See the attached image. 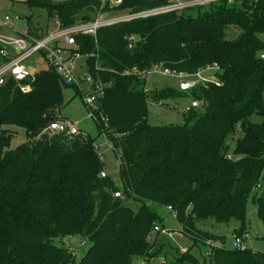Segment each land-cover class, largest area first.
Here are the masks:
<instances>
[{
    "label": "trees",
    "instance_id": "16d2710c",
    "mask_svg": "<svg viewBox=\"0 0 264 264\" xmlns=\"http://www.w3.org/2000/svg\"><path fill=\"white\" fill-rule=\"evenodd\" d=\"M168 1L123 0L116 9L99 0L25 3L47 9L59 29H69L100 13H136ZM206 8L119 22L100 28L95 37L75 36L93 88L103 89L92 119L119 152L122 198L115 197L120 192L108 176H101L94 140L49 131L51 124L66 121L63 88L72 86L53 67L22 84L7 79L0 87V264H134L136 259L149 264L157 258L160 241L149 238L158 226L157 208L163 207L172 209L192 247H209L210 264H264L263 253L215 246L225 238L200 227L209 219L236 220L235 237L246 234L252 194L264 224V0ZM36 31L28 35L41 39ZM131 37L136 38L130 48ZM214 66L218 80L196 87L193 98L200 105L184 114L182 124L149 123L145 74L150 69L196 76ZM26 85L30 89L23 91ZM158 97L178 94L161 91ZM255 116L261 122L253 121ZM6 126L26 130L27 142L15 151ZM238 129L233 158L228 142ZM127 199L140 202L139 211L125 206ZM66 238L90 244L81 261L64 244ZM179 254L169 263L206 264L190 250Z\"/></svg>",
    "mask_w": 264,
    "mask_h": 264
},
{
    "label": "rangeland",
    "instance_id": "374dc122",
    "mask_svg": "<svg viewBox=\"0 0 264 264\" xmlns=\"http://www.w3.org/2000/svg\"><path fill=\"white\" fill-rule=\"evenodd\" d=\"M52 4H68L78 0H47ZM104 7L108 4L109 8L116 9L112 5L111 0H104ZM26 0H0V44L10 54H14V49L10 43H14L19 39H23L30 32L31 27L36 29H48V35H51L58 30L59 25L56 26L55 20L49 18L47 9L45 8H30ZM202 11L209 10L208 8L200 9ZM198 10L192 11L197 12ZM129 15V12L113 10L103 14V17L108 20L122 19ZM9 17L11 21L6 22L5 18ZM47 35V36H48ZM45 36V37H47ZM136 38V37H135ZM61 47H65L63 42H60ZM2 62V60L0 59ZM25 65L35 73L47 71L49 65L43 54L39 53L31 57ZM78 76L85 75L89 78L87 59L82 57L76 62ZM33 73V76L35 75ZM146 85L145 90L148 93V107H149V123L155 126H166L170 124H182L183 116L186 109L194 102L195 88L188 90H181V85L185 82H198L204 84L207 81L218 80V70L215 68H208L196 76H180L176 74L167 73L164 69L152 68L145 74ZM92 82L81 83L77 89L75 86H66L63 88V96L65 106L61 110V116L66 121L78 125L80 131L86 136L94 140L95 147L103 162V170L108 176V179L113 183L114 187L120 192L124 193V185L120 174L119 152L115 150L106 139L99 134L98 127L92 119L88 107L85 105L84 98L89 96ZM176 90L178 97H158L161 91ZM160 100V102H159ZM200 103L198 102V106ZM255 122H261V118L255 116L252 119ZM10 132L13 133L10 150L15 151L24 143L27 142V133L24 128L16 126H6ZM241 137V131L238 129L236 134L229 139V153L233 158L235 156V149L238 139ZM252 194L248 201L246 232L249 234V239L246 246L254 251L264 254V224L258 217L257 206L253 202ZM125 206L137 212L142 204L132 199H127L124 202ZM158 221L157 225L167 231L166 235L153 232L149 238L151 242L159 239V244L156 249L157 258L152 259L149 264H161L162 260L165 264L170 262L171 258L180 257L179 253H186L190 250L199 261L210 264L207 261L206 253L209 250L208 246L199 245L192 247V242L189 238L181 233L179 222L173 212L169 208H157ZM201 229L204 231L214 233L225 238V242L213 243L215 246L226 247L233 249L235 235L234 231L240 228V223L232 220L229 224H219L214 220L209 219L203 221ZM61 244V243H60ZM64 244L69 248L76 260L81 261L90 244L83 242L78 238H66ZM59 245V243H58ZM178 251H174L172 249ZM134 264H146L140 259H136ZM170 264V263H169Z\"/></svg>",
    "mask_w": 264,
    "mask_h": 264
},
{
    "label": "built area",
    "instance_id": "2783aa9c",
    "mask_svg": "<svg viewBox=\"0 0 264 264\" xmlns=\"http://www.w3.org/2000/svg\"><path fill=\"white\" fill-rule=\"evenodd\" d=\"M99 1H101L102 7H104L105 1ZM222 2H227L229 5H233L235 0H169L165 5L146 9L136 13H129L128 16L116 20L105 19L103 17L104 13H100L93 22L77 25L69 29H59L57 32L41 39L32 36H26L23 39L21 38L15 41L14 43H10L16 50V53L13 56L10 55L0 44V59L2 60V64L0 66V87L6 83L7 79H13L18 84H22L32 79L33 72L25 65V63L34 55L41 53L44 55L48 65L55 69L56 73L66 84L75 86L78 89L81 83L92 82V93L84 98V102L89 109L91 117H93L95 111L98 109L100 101L103 99V89L101 85H97L94 89L93 80L91 77L86 78L85 75L78 76L76 74V62L82 58V55L76 51L75 36L77 34L95 37L100 28L119 22L146 20L170 14H180L190 9L206 8ZM111 3L112 5L118 7L122 5L123 0H111ZM5 21L9 22L11 19L6 17ZM134 41L135 38L131 37L129 46L130 48L132 47V42ZM60 42L64 43L65 47L63 49L58 47ZM262 58H264V56ZM213 68L219 70L217 66H214ZM156 69L159 68L157 67ZM29 89V85H26L22 88L23 91H28ZM197 107L198 102H193L185 112L188 113ZM49 131L53 134L63 133L69 136H77L82 133L78 125L68 121L51 124ZM101 176L105 178L106 173H102ZM115 197L122 198V195L121 193H116ZM169 210L172 211L171 208H169ZM154 232L163 235L167 234V231L159 226L154 228ZM248 239L249 234L247 233L243 234L242 236L235 237L233 247L241 251L248 250L249 248L246 246ZM161 264H165V261L162 260Z\"/></svg>",
    "mask_w": 264,
    "mask_h": 264
},
{
    "label": "crops",
    "instance_id": "0c3cea01",
    "mask_svg": "<svg viewBox=\"0 0 264 264\" xmlns=\"http://www.w3.org/2000/svg\"><path fill=\"white\" fill-rule=\"evenodd\" d=\"M56 23V22H55ZM58 24L56 23V26H57ZM34 29H36V28H32L31 27V29H30V31L31 30H34ZM37 31H36V33H37V35L39 36V37H42V38H44L45 36H47L49 33H48V29H41V28H39V29H36ZM56 30H59V28H57ZM29 34V33H28ZM27 36H29V35H27ZM58 47L59 48H62L63 49V47H61V44H58ZM14 49V54L13 55H15V53H16V50H15V48H13ZM64 53V52H63ZM65 54V53H64ZM12 55V56H13ZM1 64H2V62L0 61V66H1ZM31 69V68H30ZM33 72V71H32ZM33 73H35V72H33ZM35 74H37V73H35Z\"/></svg>",
    "mask_w": 264,
    "mask_h": 264
},
{
    "label": "water",
    "instance_id": "95a60500",
    "mask_svg": "<svg viewBox=\"0 0 264 264\" xmlns=\"http://www.w3.org/2000/svg\"><path fill=\"white\" fill-rule=\"evenodd\" d=\"M199 85L198 82H185L181 85V90H188V89H192L195 88Z\"/></svg>",
    "mask_w": 264,
    "mask_h": 264
}]
</instances>
